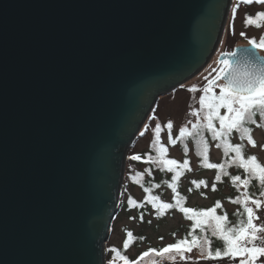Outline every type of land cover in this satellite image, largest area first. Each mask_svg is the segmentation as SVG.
Segmentation results:
<instances>
[{"label": "water", "instance_id": "obj_1", "mask_svg": "<svg viewBox=\"0 0 264 264\" xmlns=\"http://www.w3.org/2000/svg\"><path fill=\"white\" fill-rule=\"evenodd\" d=\"M231 1L0 0V264H105L127 152Z\"/></svg>", "mask_w": 264, "mask_h": 264}, {"label": "snow or ice", "instance_id": "obj_2", "mask_svg": "<svg viewBox=\"0 0 264 264\" xmlns=\"http://www.w3.org/2000/svg\"><path fill=\"white\" fill-rule=\"evenodd\" d=\"M242 3L251 5L253 3L264 5V0H242ZM240 4H235L231 9L232 21L235 20L237 10ZM244 23L246 26H255V28H264V11L256 14H246ZM232 25L230 24V27ZM234 32V28H233ZM247 38L245 32L240 33ZM250 47L243 49L246 59L237 58L236 52L221 53L225 57L218 61V66L211 69L208 76L204 77L206 83L202 87L192 85L189 89L192 93L200 92L198 99L199 108H194L191 115L197 117L196 123L187 125L179 129V135L171 137V131L174 126L172 120L166 122V129L169 133L170 143L176 145L177 141H182L188 137L201 136L203 142V130L210 131L214 140H219L217 147H222L224 156L228 157L223 163L208 162V145L204 142L203 151L200 155L203 157V166L206 168L218 169L215 177L216 181H221L223 177H230L231 184L240 191V194L234 199L229 197V201L242 206V211L237 209L234 215L241 217L236 224L230 225L228 214L225 211L223 215H217V209L223 208L220 200L207 209H196L185 207L186 197L177 191V181L183 174L184 169L189 168L188 160L180 163L176 159L168 158V148L161 143V132L163 130L160 123H156L152 131L154 139L150 147L156 153L155 156L146 154V163L154 164L156 167L174 173L171 183L168 185L175 193L174 202L169 203L161 200L160 196L152 194V187L159 188V184L144 188L147 193L145 200L156 210L157 216H163L168 210L178 209L186 219L193 221L190 231L187 235L170 243L162 248H148L135 259H130L125 251L129 249L135 239H144V237H134L131 231L127 232V238L123 241V246L117 248L112 246L106 251L111 253L105 264H141L145 258H168L181 261H193L191 255H187L198 249L201 253L197 260L216 261L227 258L230 262L238 259V264H264V224H258L260 219L258 212L264 209V163L260 162L257 155H246L244 143H232L229 137L232 133L238 132L241 141H247V145L252 148L257 147V141L253 137V128L264 127V124L257 123L255 117H264V57L257 54L256 50H264V35L259 39L256 37L248 38ZM233 58V59H229ZM215 73V75H213ZM181 87H184L181 85ZM219 89V92L216 90ZM221 109L224 113L221 114ZM203 113V115H201ZM157 119L155 114L151 117ZM149 125H145L141 136L148 131ZM187 146L185 145V148ZM264 148V145L261 146ZM133 161H140L142 156L134 154L129 157ZM235 166L243 171V178L240 174L231 175L227 169ZM190 170V169H189ZM149 173L151 169L147 170ZM143 173H138L133 179L141 183ZM256 181L259 187L258 195L249 191L252 182ZM197 188L200 185L207 186L206 181H193ZM212 190L216 191V184H212ZM191 191V189H189ZM129 204L136 207H144L143 203H138L135 199H129ZM135 219V217H131ZM143 213L140 219L143 220ZM197 229L199 235L196 234ZM211 237L218 238L223 249L217 247L212 249ZM175 236V233H173ZM191 237V239H189ZM163 239V237H160ZM155 264V260H153Z\"/></svg>", "mask_w": 264, "mask_h": 264}, {"label": "rangeland", "instance_id": "obj_3", "mask_svg": "<svg viewBox=\"0 0 264 264\" xmlns=\"http://www.w3.org/2000/svg\"><path fill=\"white\" fill-rule=\"evenodd\" d=\"M236 1L237 0L231 1L223 36L216 52L211 57L207 65L189 80L184 82L182 84L184 87H181L180 85L159 97L141 128L142 130L147 124L149 125L148 131H146L143 136H137L129 148L127 152V160L123 178L121 203L114 217L115 221L113 220L109 238L105 244L106 249L112 246H116L117 248L121 247L123 245V241L127 238L128 231H131L134 237L135 233L144 234V239L141 242L134 240L127 250V255L129 258L135 259L140 254V252L142 253L150 247L157 248L172 241L173 238L176 237L173 236V233L179 231L183 224L187 223L179 212L167 214L163 219H160L153 214L152 208L148 211V213L143 215V220L140 219L138 210L129 204V199H135L137 202H139L145 197V191L141 187L144 174L141 183L139 184L133 179V177L138 173H144L145 169L143 167L144 165H148V163L133 161L129 159V156L139 153L150 147L151 141L154 139L152 128H154L156 123H160L162 125L163 130L161 132V143L164 144H171L168 130L165 127L168 120H172L174 122L171 136L178 135L179 129L182 126L187 125L188 127H191V124L188 123L189 121L196 123L197 117L191 115V112L194 108L200 107L198 104V99L201 93L190 92L189 89L191 86L197 85L198 87H202L206 83L204 77L208 76V73L211 72L212 68L218 66L221 53L233 51L238 45H249L248 38L256 37L259 39L262 35H264V28L257 29L255 26H246L244 23L246 14L254 15L261 11V9L264 10V5H258L257 7L249 8L241 5V7L237 10L235 20L232 21L231 9ZM230 24L232 25L231 27ZM242 31L247 34V38L240 35ZM259 51L261 55L264 56V50ZM213 75H215V73H213ZM216 91L219 92V89ZM153 114H155L157 119L153 120L151 118ZM201 115H203V113H201ZM262 124H264V122ZM253 137L257 141V147L252 148L250 145H248V150L257 155L260 160H263L264 148L261 146L264 145V127H257L253 132ZM203 148L204 147L202 145H197V147L195 145H189V157L191 158L192 170L189 171L190 173L183 180L185 186L189 184V180L192 177L213 175L210 170H201L203 167L200 166V164L203 163V157L200 155V153L203 151ZM184 152L185 148L182 150L180 143L176 145L171 144V148L169 145V156L181 159L183 158ZM223 155V148L217 147V144L213 143L210 147L208 156L209 159L214 163L222 159ZM224 192H227V190L225 189ZM217 195V192H213L211 190L208 191L207 195H202V193L195 191L190 194V202L192 204L209 205L214 202ZM162 197L165 198V196ZM220 197L224 199V194H220ZM224 202L230 209L234 208L233 204L228 203L227 201ZM258 215L260 219L256 221V223L264 224V209L260 210ZM131 217H135V219H132ZM176 234L179 235L181 233L178 232ZM160 237H163V239H160ZM187 255H191L194 258L193 261H181L179 257H177L176 260H170L166 257H150L145 258L146 261L142 262V264H153V260H155V264H238L239 259L237 258V261L235 262H230L228 259L216 261L197 260L195 258L201 255L199 250H194ZM110 256L111 253L106 251V260L109 259Z\"/></svg>", "mask_w": 264, "mask_h": 264}, {"label": "trees", "instance_id": "obj_4", "mask_svg": "<svg viewBox=\"0 0 264 264\" xmlns=\"http://www.w3.org/2000/svg\"><path fill=\"white\" fill-rule=\"evenodd\" d=\"M224 111H225L224 109H221V114H223ZM255 119L257 120V123H259V124H262L264 122V117L259 116V114L257 115V117H255ZM248 126H250V127L253 128V132L257 128L255 125H252V124H249ZM189 128H191V127H189ZM142 131H144V128L142 130H140V132H139V134L137 136H140V133ZM178 135L171 136V137L172 138H175ZM202 137H203V142L201 141V136L188 137V138H185L182 141H179V140L177 141V144L178 143L181 144L182 150H183V148H185V145L187 146L185 148V152H184L183 158L180 159V158H176V157H173V156H169L168 155V158L169 159H176L180 163H183V161L185 159L188 160V162H189V168L183 170V174L180 176L179 180L177 181V191L182 196H185L187 198L186 199V202H185V207H192V208H196V209H201V208L207 209V208L212 207L217 200H220L221 203H222V205H223V208L217 209V215H223L224 212L226 211L227 214H228V219L230 221V225L229 226L234 225V224L237 223V221L239 219H241L240 216L234 215V213H236L237 209H240L242 211V206L231 203L228 198L231 197V198L234 199L236 196H238L240 194V191L241 190L236 189L231 184L230 177H227L226 176V177H223L221 181H216L215 180V177L217 175L218 169H212V168L209 169V168H206V167L203 166V163H201L200 166L203 167V169H201V170H203V171L210 170L213 173V175L212 176L204 175V176L192 177V178H190L189 184H187V186H185V184L183 182L184 178L190 173L189 171L192 170L191 158L189 157V145H195L196 147H197V145H202L204 147V142H206L207 145H208V156H209V151H210L211 145L213 143H216V144H219L220 143L219 140H214L212 138V134H211L210 131L203 130ZM229 140L232 143H244L246 145V148H245V154L246 155H252V154H254V153H252V152H250L248 150L247 141L246 140L245 141H241L240 140V136H239V133L238 132H235L234 131L232 133V135L229 137ZM164 145L168 148V153H169V145H170V148H171V144L166 143ZM148 153L152 154L153 156L156 155L155 151L153 149H151V147H149V148H147V149H145V150H143V151H141L139 153H136V154H140L142 156V159L140 161L143 162V163H146L145 162L146 161V154H148ZM227 159H228V157H225L223 155L222 159H220V160H218V161H216L214 163H223ZM259 161L262 162V163H264V159L263 160H260L259 159ZM208 162L209 163H213V161H211L209 159V157H208ZM143 168L145 169V171L143 173L144 174V178L142 180L141 187L144 189L146 187H152L155 184H159L160 185L159 188L152 187V194L153 195L160 196L161 200H163L165 202L173 203L174 202L175 193L172 191V189L168 185L171 183V181L173 179V176H174V173L167 172L166 170H162V169L156 167V165L149 164V163H148V165H144ZM148 169H151V172L150 173L147 171ZM227 171L231 175L240 174L242 176V178H243V171L241 169H237L235 166L229 167L227 169ZM201 180L206 181L207 186H205V185L202 184V185H200L199 188H197L196 185L193 183V181H197L198 182V181H201ZM213 183L216 184V191H213L212 190V184ZM189 189H191V191H189ZM225 189L227 190V192H224ZM209 190H211L213 192H217V194H218L212 204H209V205H201V204H192L190 202V194H192L193 192L197 191V192L202 193V195H207ZM259 190L260 189L257 186V182L256 181H253L252 182V185L249 188V191L251 193H255V194L258 195ZM220 194H224V199L220 197ZM145 196H147V193L146 192H145ZM162 196H165V198L162 197ZM144 198L138 202V203H143L144 207H142V208L141 207H136V209L139 212V217H140V214L141 213H143V215H144L145 213H148V211L152 208V206L150 204H148L147 201ZM224 201H227L228 203L233 204L234 205V208L233 209H230L225 204ZM122 203H123V201H122ZM152 212H153V214L156 217H158L160 219H163L167 214H170V213H173V212H179L182 215V217L185 220V222H187V223L183 224L182 228H180L179 231L176 232V233L180 232L181 234L177 235L175 233L176 234L175 235L176 237H174L172 241L166 243L165 245L170 244V243H175L176 240L184 238L187 235V233L190 231V228H191V225H192L193 221H190V220L186 219V217L178 209L168 210L166 212V214L163 215V216H157L156 215V210L154 208H152ZM116 218H117V216H116ZM196 234L197 235L200 234L198 229L196 231ZM208 235H209L210 239L212 240V245H211L212 249L215 250L217 247H219L222 250L223 249L222 242L218 238L211 237L210 232L208 233ZM135 237H137V238L138 237H144V234L135 233ZM189 239H191V237H189ZM135 240L137 242H141L143 239H135ZM122 246L119 247V248L122 249ZM164 246H159V247H157V249L162 248ZM194 250H198V249H193V251ZM125 254L127 255V250L125 251ZM140 254H141V252H140ZM226 259L227 258L222 259V260H226ZM144 261H146V259ZM144 261H142V262H144ZM142 262H141V264H142Z\"/></svg>", "mask_w": 264, "mask_h": 264}, {"label": "flooded vegetation", "instance_id": "obj_5", "mask_svg": "<svg viewBox=\"0 0 264 264\" xmlns=\"http://www.w3.org/2000/svg\"><path fill=\"white\" fill-rule=\"evenodd\" d=\"M236 3H239L240 4V6H239V8L241 7V5H244V7H247V8H249V7H257L258 5H260V4H256V3H253V4H251V5H248V4H244V3H242V0H237L236 2H235V4ZM234 4V5H235ZM257 11V10H256ZM261 11H264L263 9H261Z\"/></svg>", "mask_w": 264, "mask_h": 264}]
</instances>
